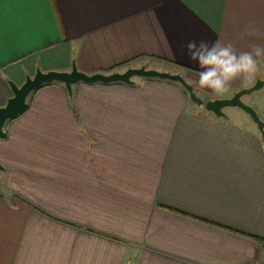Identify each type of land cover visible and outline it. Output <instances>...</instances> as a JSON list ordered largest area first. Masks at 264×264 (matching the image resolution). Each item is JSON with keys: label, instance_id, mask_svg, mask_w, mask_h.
<instances>
[{"label": "crops", "instance_id": "0c3cea01", "mask_svg": "<svg viewBox=\"0 0 264 264\" xmlns=\"http://www.w3.org/2000/svg\"><path fill=\"white\" fill-rule=\"evenodd\" d=\"M193 40L264 44V0H0V106L10 80L73 63L147 61L204 100L264 78L261 58L252 82L200 89ZM28 102L0 137V264H264V134L251 117L216 115L159 77L54 81Z\"/></svg>", "mask_w": 264, "mask_h": 264}, {"label": "water", "instance_id": "95a60500", "mask_svg": "<svg viewBox=\"0 0 264 264\" xmlns=\"http://www.w3.org/2000/svg\"><path fill=\"white\" fill-rule=\"evenodd\" d=\"M136 76L159 77L179 81L189 91L192 100L200 105H205L206 109L219 116H227L224 110L226 106H238L250 114L261 132L264 134V119L258 114V111L252 105L243 99L244 95L263 88L264 78H258L253 85L237 90L231 97L204 100L198 95L194 85L188 82L181 73L148 68L145 65L130 66L124 71H113L110 73H87L80 70L76 64L73 63V67L69 71H43L38 69L33 76L27 75L25 82L21 85L14 83L12 80L9 81L13 90V95L8 98L5 105L0 106V137H5L7 135V132L4 129L5 123L26 110L29 105L28 96L32 91L36 90L44 83L61 81L66 85L69 91H72V85L80 81L89 83H110L117 81L134 83V77ZM0 168H4L1 162Z\"/></svg>", "mask_w": 264, "mask_h": 264}, {"label": "clouds", "instance_id": "9594fccd", "mask_svg": "<svg viewBox=\"0 0 264 264\" xmlns=\"http://www.w3.org/2000/svg\"><path fill=\"white\" fill-rule=\"evenodd\" d=\"M247 35L257 36L259 29L250 27ZM186 48L189 59L200 68L197 86L218 96L227 93L238 80L245 84L252 82L261 71V58H264V44L258 43L251 44L248 50L238 51L232 43L220 40L212 44L193 40Z\"/></svg>", "mask_w": 264, "mask_h": 264}, {"label": "rangeland", "instance_id": "374dc122", "mask_svg": "<svg viewBox=\"0 0 264 264\" xmlns=\"http://www.w3.org/2000/svg\"><path fill=\"white\" fill-rule=\"evenodd\" d=\"M143 64H147V61H136V62L132 63V66H142ZM245 96H246V99L249 96V98H251V100H253L255 102V103H253L254 105H252L250 103L249 104L252 105L258 111V114L261 116V112H262V108L261 107L264 104V87L259 89V90L253 91L250 94H246L243 97H245ZM204 107H205V105H204ZM225 109H228V110H232L233 109V111L236 110L239 113H241V115H245L247 117L248 116L251 117L248 112H246L244 109H242V108H240L238 106H226L224 108V110ZM225 112H226V110H225ZM238 112H237V114H238ZM251 119L254 121V119L252 117H251ZM254 123L257 125V123L255 121H254Z\"/></svg>", "mask_w": 264, "mask_h": 264}, {"label": "trees", "instance_id": "16d2710c", "mask_svg": "<svg viewBox=\"0 0 264 264\" xmlns=\"http://www.w3.org/2000/svg\"><path fill=\"white\" fill-rule=\"evenodd\" d=\"M117 82H119V83H125V82H121V81H117ZM44 84H47V83H44ZM43 84V85H44ZM42 86V85H41ZM262 241H263V243H264V239H262Z\"/></svg>", "mask_w": 264, "mask_h": 264}, {"label": "built area", "instance_id": "2783aa9c", "mask_svg": "<svg viewBox=\"0 0 264 264\" xmlns=\"http://www.w3.org/2000/svg\"><path fill=\"white\" fill-rule=\"evenodd\" d=\"M263 247H264V243H263Z\"/></svg>", "mask_w": 264, "mask_h": 264}]
</instances>
